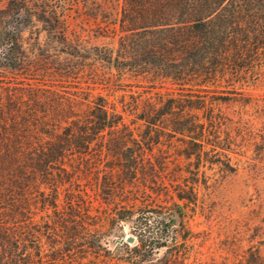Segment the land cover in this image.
Here are the masks:
<instances>
[{
	"label": "trees",
	"instance_id": "1",
	"mask_svg": "<svg viewBox=\"0 0 264 264\" xmlns=\"http://www.w3.org/2000/svg\"><path fill=\"white\" fill-rule=\"evenodd\" d=\"M263 70L264 0L0 5V264H264V235L204 257L188 221Z\"/></svg>",
	"mask_w": 264,
	"mask_h": 264
},
{
	"label": "rangeland",
	"instance_id": "2",
	"mask_svg": "<svg viewBox=\"0 0 264 264\" xmlns=\"http://www.w3.org/2000/svg\"><path fill=\"white\" fill-rule=\"evenodd\" d=\"M6 3L7 0H0V5ZM28 34L29 30L26 31V35ZM95 41L115 47L117 35L101 37ZM97 89L102 90V84L97 85ZM245 91L259 97L260 103L258 107L249 104L248 111L243 113L244 120H248L252 132L246 138L238 137L241 150L234 154L237 170L219 177L216 181L213 179L210 187L202 186L196 209L188 208V221L194 233L193 240L204 252V257H221V254L232 256L231 252L217 248L220 242L229 236L240 235L241 245L246 247L250 239L256 241L264 235V156L261 155L264 152V70L260 79L249 85ZM236 108L238 111V106ZM208 174H213V170L209 169ZM120 233H125L126 238L130 234L129 225H125L123 230L115 229L109 235L108 244L114 254L125 253ZM252 233L253 236H250ZM116 260L105 264H115Z\"/></svg>",
	"mask_w": 264,
	"mask_h": 264
},
{
	"label": "water",
	"instance_id": "3",
	"mask_svg": "<svg viewBox=\"0 0 264 264\" xmlns=\"http://www.w3.org/2000/svg\"><path fill=\"white\" fill-rule=\"evenodd\" d=\"M126 238H127V240L129 242H134L135 241V236L132 233L128 234Z\"/></svg>",
	"mask_w": 264,
	"mask_h": 264
}]
</instances>
